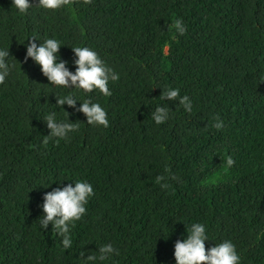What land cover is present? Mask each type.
<instances>
[{
    "label": "trees",
    "instance_id": "1",
    "mask_svg": "<svg viewBox=\"0 0 264 264\" xmlns=\"http://www.w3.org/2000/svg\"><path fill=\"white\" fill-rule=\"evenodd\" d=\"M37 2L22 16L0 0V47L16 65L0 85V264H81L104 243L120 252L104 264H175L174 244L192 222L206 225V249L231 240L241 264H264V0H73L57 11ZM32 36L61 40L72 71L71 47L89 46L119 73L110 97L92 94L109 127L65 105L80 130L42 143L43 117H66L56 96L68 90L25 62ZM169 87L193 111L169 101L170 119L157 126L151 113ZM75 180L95 196L65 251L39 217L43 195Z\"/></svg>",
    "mask_w": 264,
    "mask_h": 264
},
{
    "label": "clouds",
    "instance_id": "2",
    "mask_svg": "<svg viewBox=\"0 0 264 264\" xmlns=\"http://www.w3.org/2000/svg\"><path fill=\"white\" fill-rule=\"evenodd\" d=\"M72 2L73 0H38L35 6L45 11H57L70 6ZM84 2L91 3V0H84ZM11 6H14L18 14L26 16L33 4L30 3V0H11ZM175 28L181 35L186 31L179 20L176 21ZM26 41L28 43L25 62L31 59L38 65L43 76L47 78L48 85L56 89L68 90V94L56 96V105L63 110L64 106L67 105L76 113H82L86 118V123L90 126L109 127L106 109L100 103L93 102L92 94L98 93L103 97H110L112 92L109 84L120 79L119 73L110 67L96 50L89 46L71 47L74 53L72 65L75 68V71H72L69 68V62L61 58L60 49L63 45L61 40L54 37L41 40L32 36ZM10 57L12 56L9 49L0 47V85L6 84L16 68V65L10 62ZM160 99L165 104L157 105L151 113V119L157 126L167 123L170 119V107L167 106L169 101L178 102L186 113L193 111V103L190 97L188 95L181 96L178 88L162 89ZM78 103L79 107H77ZM65 113L64 119H59L55 111L44 115L43 121L49 130V134L44 136L42 141L44 145L50 142L59 143L61 140L66 143L70 142L71 134L80 130L79 124L69 119L67 111ZM216 120L218 122L215 123L214 127L217 130L223 129L224 123L219 116L216 117ZM226 163L231 167L234 160L229 157ZM166 171L168 170L166 169ZM172 178L175 179V177ZM165 179V176H159L157 183L163 182ZM63 182H57L56 188L43 195L39 227L43 231L51 225L52 230L62 238V249L67 251L73 245L72 230L77 222L86 216L87 205L95 196V190L92 183L87 180H75L66 185ZM50 186L51 184L45 188ZM206 241H212L206 225L200 222H192L187 228L186 235L174 244L175 264H241V257L236 245L231 240H223L207 249ZM119 255V250L112 243H104L99 247L98 255H85L83 253L79 259L81 264H104V262Z\"/></svg>",
    "mask_w": 264,
    "mask_h": 264
}]
</instances>
